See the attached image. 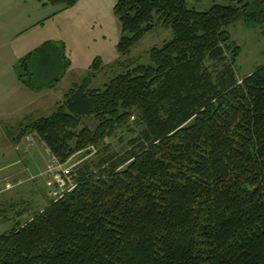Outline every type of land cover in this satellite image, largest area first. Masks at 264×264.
<instances>
[{
  "label": "trees",
  "instance_id": "obj_1",
  "mask_svg": "<svg viewBox=\"0 0 264 264\" xmlns=\"http://www.w3.org/2000/svg\"><path fill=\"white\" fill-rule=\"evenodd\" d=\"M191 1L118 0L121 56L159 25L174 36L95 88L98 55L51 114L21 125L14 141L33 133L61 163L90 146L96 159L0 234V264H264V64L240 78L228 31L264 25V0ZM65 50L45 41L16 63L19 80L54 88L71 65ZM125 126L136 135L116 150L107 140Z\"/></svg>",
  "mask_w": 264,
  "mask_h": 264
},
{
  "label": "rangeland",
  "instance_id": "obj_2",
  "mask_svg": "<svg viewBox=\"0 0 264 264\" xmlns=\"http://www.w3.org/2000/svg\"><path fill=\"white\" fill-rule=\"evenodd\" d=\"M9 2L10 0H0V36L3 29L5 32V37H0V67L5 71L2 74L5 77L9 76V69H11L14 77L13 81L17 84L19 82L15 76L17 75L16 70L12 63L10 65V59L5 54V52L12 51L10 49L16 46L15 41H12L10 37H6L9 32L5 27L9 26L12 21L9 18V13L14 12L6 9L5 5ZM117 2L118 0H81L69 12L59 15L48 23V29L45 32L48 37L46 38L57 42L59 45L67 43L68 54L65 51L73 64L71 63L72 69L68 68L67 74H64L65 76L59 84L52 89H45L41 96H38L40 98H36L39 103H43V108L39 111L38 116L51 114L56 109L57 103L62 100L71 86L74 83L81 82L89 74V67L98 55L102 57L104 63L103 68L98 72L97 79L92 82V86L95 88L103 87L111 77L123 72L125 69L124 63L129 60L136 59L144 65L151 63L149 50L161 46L174 36L171 28L159 25L153 32L145 34V37L134 46L130 55L121 56L119 49H117L121 39V25L117 16L113 13V7ZM212 4L213 0L200 2L192 0L189 2V7L206 10ZM41 7L44 9L42 10L43 16L47 19L54 14L56 15L58 10L64 6L47 2ZM228 31L231 32L233 40L241 48L236 68L238 76L242 78V76L254 72L257 66L264 64V25L250 29L243 20H240L230 25ZM27 52L28 50L15 52L13 57L16 58L15 56H17L21 59L20 56L24 57ZM56 54L54 53V55ZM57 58L56 56L55 59L52 58L51 60V63L55 61L56 68L58 65L56 63ZM14 61L16 59H13ZM53 76L54 73L50 75V77ZM19 85L22 89L21 93L13 92L16 99L14 107L17 104L23 106L24 101L34 96L22 83ZM2 108L4 107L0 106V112ZM9 122L15 125L17 120L11 119ZM24 123L13 127L12 132L14 135L19 136L21 125H24ZM130 125L133 128L135 127L134 120L130 122ZM131 127L125 126L118 129L114 138L107 141L116 150L126 148V141L136 135L131 131ZM29 135H33L36 145L28 151H24L22 142L25 141L26 136L23 137L20 143L14 141L20 146V152L17 151L16 144H14L13 165L6 170H0V234L12 229L16 222H26L35 212L44 209L51 200L57 199L63 193L62 188L58 183H55L48 171L49 157L45 144L37 135L33 133ZM96 152L97 148L90 146V148L74 154L63 163L64 166L58 170L59 174L64 178L66 170L73 171L72 169L78 165L96 159ZM36 160H39V162L36 163Z\"/></svg>",
  "mask_w": 264,
  "mask_h": 264
},
{
  "label": "crops",
  "instance_id": "obj_3",
  "mask_svg": "<svg viewBox=\"0 0 264 264\" xmlns=\"http://www.w3.org/2000/svg\"><path fill=\"white\" fill-rule=\"evenodd\" d=\"M80 1L81 0L78 2ZM47 2L48 1L45 0H10L9 4L5 5L7 10L14 11L9 13V18L12 19V21L10 22L9 26L5 27V29L9 32L6 37H10L12 41H15L16 46L10 49L12 51L5 52V54L9 57L10 65L12 63V66L15 70L16 63L20 60V58H17V56H15L16 58L13 57L15 52L18 53L23 50H28L27 53H29L37 47L39 48V46H41L45 41L49 40V38H46L48 37V34L45 33L48 29V23L59 15L61 16V14L69 12V10L78 4L77 2L75 6L67 9L61 8L58 10L56 15L54 14L53 16H50L46 19L45 16H43L44 14L42 10L44 9H42L41 6ZM0 37H5L4 29L2 30V35ZM65 44L68 54L69 49L67 43ZM14 50L15 52H13ZM20 57L22 58L23 56ZM13 59H16V61L13 62ZM72 62L73 61L70 63ZM72 64L70 65V68L72 67ZM11 72V69H9V76H2L5 71H3V69L0 67V106L4 107L0 112V170H6L7 168H11L13 165V146L17 143L14 142V139L18 137L12 132L13 127L26 122L28 119L41 117L38 116V113H40L39 111L42 110L43 103H39L36 98H40L38 96H41V94L45 91L44 89L39 92H34L28 89L19 80L18 74L15 76L17 77L19 83H14V77ZM21 83L25 88H27V90L31 92V95L34 96L24 101L23 106L17 104L16 107H14V101L16 99L14 98L13 92H16L17 94L21 93L22 89H20L21 87L19 85ZM11 119L17 120L15 125H12L9 122ZM19 147L20 146L16 144V149H18V152H20ZM46 149L48 154V148L46 147ZM35 162L38 163L39 160H36Z\"/></svg>",
  "mask_w": 264,
  "mask_h": 264
},
{
  "label": "built area",
  "instance_id": "obj_4",
  "mask_svg": "<svg viewBox=\"0 0 264 264\" xmlns=\"http://www.w3.org/2000/svg\"><path fill=\"white\" fill-rule=\"evenodd\" d=\"M36 145V140L34 139L33 135H27L25 138V141L23 142V146L25 151H28L30 148L34 147ZM48 171L50 175L52 176V179L55 181V183H58L59 186L62 188L63 192L65 189L70 187V185L73 184L72 181V171L66 170L64 173V178L59 174V169H61L64 164L60 162L59 159L56 158L55 155H53L50 150H48Z\"/></svg>",
  "mask_w": 264,
  "mask_h": 264
}]
</instances>
